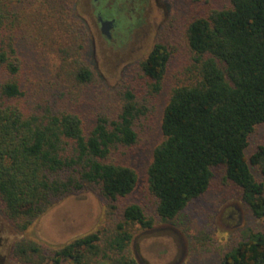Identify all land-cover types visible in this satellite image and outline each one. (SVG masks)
<instances>
[{
	"label": "trees",
	"instance_id": "trees-1",
	"mask_svg": "<svg viewBox=\"0 0 264 264\" xmlns=\"http://www.w3.org/2000/svg\"><path fill=\"white\" fill-rule=\"evenodd\" d=\"M184 31L193 75L173 87L163 110V138L147 169L156 211L175 220L218 177L262 219L264 182L251 164L264 172V144L250 157L246 149L255 126L264 123V0L198 9ZM88 40L75 0H0V207L6 219L25 231L83 190L107 208L106 225L64 245L19 238L13 257L22 264H139L130 247L135 226L154 224L141 204L123 203L138 173L114 157L137 144L145 105L130 84L114 112L85 118L82 106L95 80ZM172 56L159 40L134 75L159 93ZM222 264H264V230L249 228Z\"/></svg>",
	"mask_w": 264,
	"mask_h": 264
},
{
	"label": "rangeland",
	"instance_id": "rangeland-1",
	"mask_svg": "<svg viewBox=\"0 0 264 264\" xmlns=\"http://www.w3.org/2000/svg\"><path fill=\"white\" fill-rule=\"evenodd\" d=\"M117 1L121 12L114 36L101 31L94 0H75V12L89 30L87 61L95 80L84 100V115L111 114L123 102L122 90L132 84L145 115L137 121L139 138L134 147L114 154L134 167L138 183L123 203L141 204L154 219L150 228L135 226L130 247L139 264H222L225 252L244 237L249 228L264 230V218L252 215L238 189L222 185L216 177L210 189L192 200L175 220H163L156 211V198L148 188L147 169L154 148L162 140L163 110L174 86L193 75L194 53L185 38L188 18L196 10L229 4V0H110ZM98 4V3H97ZM164 40L173 51L159 93L134 75L136 64L146 57L153 45ZM124 87V88H123ZM264 144V123L257 124L249 137L246 154L250 157ZM258 180L264 182L260 165H252ZM106 204L90 190L68 195L49 209L25 231L14 228L0 207V264H22L13 257L16 241L28 237L44 246L58 247L106 225Z\"/></svg>",
	"mask_w": 264,
	"mask_h": 264
},
{
	"label": "flooded vegetation",
	"instance_id": "flooded-vegetation-1",
	"mask_svg": "<svg viewBox=\"0 0 264 264\" xmlns=\"http://www.w3.org/2000/svg\"><path fill=\"white\" fill-rule=\"evenodd\" d=\"M96 2L95 13L100 24L101 31L103 32V23L112 21L110 24L106 23V29L108 34L104 35L111 39L114 36V28L118 25V21H120V12L121 9L119 8L117 1L114 3H110V0H94ZM98 3V4H97Z\"/></svg>",
	"mask_w": 264,
	"mask_h": 264
},
{
	"label": "water",
	"instance_id": "water-1",
	"mask_svg": "<svg viewBox=\"0 0 264 264\" xmlns=\"http://www.w3.org/2000/svg\"><path fill=\"white\" fill-rule=\"evenodd\" d=\"M112 21H108V22H105V23H103V32L105 33V34H108V31H107V29H106V23L107 24H110Z\"/></svg>",
	"mask_w": 264,
	"mask_h": 264
}]
</instances>
